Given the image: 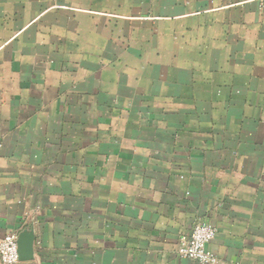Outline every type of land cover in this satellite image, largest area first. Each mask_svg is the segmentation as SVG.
Instances as JSON below:
<instances>
[{
    "label": "crops",
    "instance_id": "crops-1",
    "mask_svg": "<svg viewBox=\"0 0 264 264\" xmlns=\"http://www.w3.org/2000/svg\"><path fill=\"white\" fill-rule=\"evenodd\" d=\"M200 223L264 264V0H0V242L200 264Z\"/></svg>",
    "mask_w": 264,
    "mask_h": 264
},
{
    "label": "built area",
    "instance_id": "built-area-1",
    "mask_svg": "<svg viewBox=\"0 0 264 264\" xmlns=\"http://www.w3.org/2000/svg\"><path fill=\"white\" fill-rule=\"evenodd\" d=\"M217 229L208 223L197 224L190 236L180 240L178 254L181 258L200 264H217V257L209 250V245L217 237ZM18 235L12 233L0 242L2 264H20Z\"/></svg>",
    "mask_w": 264,
    "mask_h": 264
},
{
    "label": "water",
    "instance_id": "water-1",
    "mask_svg": "<svg viewBox=\"0 0 264 264\" xmlns=\"http://www.w3.org/2000/svg\"><path fill=\"white\" fill-rule=\"evenodd\" d=\"M18 250L20 261H29L34 257L33 242L31 238H26L24 235L18 237Z\"/></svg>",
    "mask_w": 264,
    "mask_h": 264
}]
</instances>
